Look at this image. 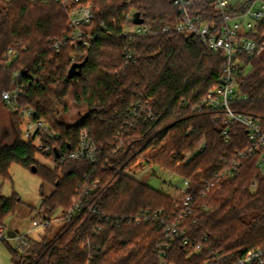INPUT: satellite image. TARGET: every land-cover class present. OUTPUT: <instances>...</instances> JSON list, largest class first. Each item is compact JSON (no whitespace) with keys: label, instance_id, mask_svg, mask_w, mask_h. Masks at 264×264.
<instances>
[{"label":"trees","instance_id":"16d2710c","mask_svg":"<svg viewBox=\"0 0 264 264\" xmlns=\"http://www.w3.org/2000/svg\"><path fill=\"white\" fill-rule=\"evenodd\" d=\"M80 2L93 4L95 17L84 28L96 38L89 45L75 48L67 43L55 51L52 41L71 29L61 5L0 0V104H4L2 92L14 85V71L21 72L20 84L33 78L22 102L36 108L61 135L58 141L66 153L76 148L81 131L89 128L102 152L100 162L62 160L54 152L50 157L56 161L55 168L39 163L37 147L22 138V121L11 111L15 137L11 144L0 147V176L10 178L13 163L31 170L35 167L54 187L49 195L43 193L41 209L49 217L57 209L63 215L85 188L99 181L91 197L97 196L95 204L101 211L137 216L151 209L174 219L179 204L173 196L125 172L144 162L155 164L201 187H206L203 180L211 183L205 194L197 193L192 212L184 220L192 238L204 247L191 253L183 241H173L165 258L168 264H232L243 252L264 247L261 151L238 156L251 143L247 129L237 121L225 124L218 110H193L219 85L221 52L181 33L133 38L122 34L124 14L132 9L140 11L155 29L174 23L180 11L173 0ZM197 2L193 13L203 18L218 15L205 0ZM247 35L260 40L263 47L264 22L258 24L257 34L250 31ZM10 47L17 49L18 57L6 66ZM126 49L134 52L129 62ZM74 63H82V74L69 77ZM250 63L239 82L240 92L248 98L234 107L256 115L264 130V53L253 56ZM147 97L155 101V118L142 115L128 129L129 110ZM73 103L85 105L89 111L76 124L66 125L57 115L60 108L68 110ZM117 135L124 137L125 146L114 155ZM203 138L207 140L203 151L186 162L180 159ZM234 159L239 161L237 172L214 181L215 174ZM255 178L258 184L252 187ZM19 201L17 194L6 197L0 193V224ZM54 230V224L44 229L40 238L31 240L27 252L10 247L13 264H161L157 246L164 229L154 220L138 225L104 223L98 230L96 215L85 212Z\"/></svg>","mask_w":264,"mask_h":264},{"label":"built area","instance_id":"2783aa9c","mask_svg":"<svg viewBox=\"0 0 264 264\" xmlns=\"http://www.w3.org/2000/svg\"><path fill=\"white\" fill-rule=\"evenodd\" d=\"M40 3H58L67 12L70 31L64 33L61 37L52 41L51 48L60 51L67 43L73 47L78 45H89L96 38V34L86 30L84 27L91 24L95 14L92 3H82L80 0H33ZM131 0H129L130 2ZM218 10V15H208L207 18L193 13L197 9V0H173V3L180 11L179 18L172 24H167L160 29L146 22L136 23L134 13L137 10L124 14V25L122 34L133 38L136 36H146L155 33H181L191 37L194 40L203 41L210 49L220 51L223 57L222 74L219 78V85L211 90L198 104L193 108L195 112H204L212 108L218 110L220 118L225 124H231L234 121L241 123L249 134L251 143L244 151L238 152V156H243L245 151L252 154L259 150L258 161L259 171L264 174V130L261 127L260 120L256 115L237 110L234 105L241 100L248 98L247 95L240 92V77L246 73L250 67V60L256 54H259L263 47L260 40L247 35L248 32L258 33V24L264 22V0H205ZM133 50L126 49L125 55L127 62L133 57ZM18 57L17 49L10 47L5 54V65L13 63ZM14 85L11 89L2 92V100L9 109L16 113L22 122H25L24 137L25 141H31L37 147V155L56 164L50 155L57 153L60 158L74 160H88L93 164H98L101 159V149L97 144L95 136L89 128H85L80 133V141L76 148L65 152L59 143L60 134L40 115L39 111L28 103H23L26 85H33V78L28 79L26 84H20V71H14ZM154 99L142 98L128 112L126 126L133 127L137 125L142 115H147L149 119L155 118L153 112ZM219 115L214 117L217 120ZM117 145L113 150L115 155L125 146V140L122 135H117ZM227 140V137H226ZM148 142V141H147ZM207 146V140L201 139L194 149L185 151L180 155L184 162L190 160L196 153L203 151ZM40 160V159H39ZM41 161V160H40ZM156 166L155 164H151ZM239 161L233 160L219 170L214 177V181L230 177L238 170ZM106 165L103 166L105 168ZM153 169V168H152ZM151 169V170H152ZM171 174H174L170 171ZM213 182V181H212ZM206 187H201L196 182L185 179L182 188L176 187L175 199L178 202V215L171 219L163 214V211H152L151 209L142 211L135 215H109L99 209L95 204V199L91 197L96 190L99 181L92 186L85 188L75 200L74 204L67 212L58 218L49 216L41 217L37 223L32 224L30 231L38 228L46 229L55 221L63 223L72 221L75 217L85 212H91L97 217V229L100 230L104 223H114L117 226L123 222L134 223L136 225L147 220H154L164 229V237L158 242L157 252L159 253L161 264H168L166 261L167 251L170 249L173 241L181 240L189 252H198L204 246L201 242L192 238L187 228L184 226L185 217L192 212V204L198 192L205 194L210 188L211 183L206 180ZM258 184L255 178L252 181V187ZM30 234L25 236L16 235L21 246L28 245ZM7 235L4 228H0V239L5 240ZM216 256L219 253H215ZM232 264H264V247L255 248L243 252L240 257Z\"/></svg>","mask_w":264,"mask_h":264},{"label":"rangeland","instance_id":"374dc122","mask_svg":"<svg viewBox=\"0 0 264 264\" xmlns=\"http://www.w3.org/2000/svg\"><path fill=\"white\" fill-rule=\"evenodd\" d=\"M2 5H4V3ZM262 52L264 53V43ZM249 69L250 67L246 69V72ZM88 111L89 109L85 105L73 103L69 106L68 110L63 111V109L60 108L57 118L66 125H74L79 122ZM20 130L22 138L25 139L23 134L25 122L21 123ZM14 134V118L11 110L5 104H0V147L11 144L15 137ZM40 160L39 163L55 168V163L46 160L44 157H40ZM125 172L156 189L170 194L174 198L177 195L176 187L182 188L185 183V179L179 175L175 173L171 174L169 170L145 162L139 168L131 169L128 167ZM10 176L11 177L7 179L0 176V193L6 197H12L17 194L20 201L17 203L15 211L6 215L3 219V223L0 224V228H4V233L7 235L5 240L0 239V264H13L10 247L20 253L27 252L31 240L33 238H40L41 234L44 233V228L30 231V227L32 224L37 223L41 217L46 215L45 209H41L43 193L49 195L54 189L53 185L45 181L40 173H36L29 167L20 163L12 164L10 167ZM60 216H62V210L57 209L52 213L51 217L58 218ZM62 224L63 222L61 221H55V230L53 233L59 230ZM9 230L15 231L18 236H25L29 233L30 236L27 237V247L25 246L23 248L17 238L9 237Z\"/></svg>","mask_w":264,"mask_h":264},{"label":"water","instance_id":"95a60500","mask_svg":"<svg viewBox=\"0 0 264 264\" xmlns=\"http://www.w3.org/2000/svg\"><path fill=\"white\" fill-rule=\"evenodd\" d=\"M134 20L136 23H143L144 22V18L141 16V12L140 11H136L134 13ZM82 63H74L71 68L69 69V73H68V76L69 77H73L74 75L76 74H79L81 75L82 74ZM36 168L33 167L32 171L36 172ZM8 236L13 238L16 236V232L15 231H12V230H9L8 231Z\"/></svg>","mask_w":264,"mask_h":264},{"label":"crops","instance_id":"0c3cea01","mask_svg":"<svg viewBox=\"0 0 264 264\" xmlns=\"http://www.w3.org/2000/svg\"><path fill=\"white\" fill-rule=\"evenodd\" d=\"M37 159L39 160V159H40V157H38V156H37ZM44 163H45V162H44Z\"/></svg>","mask_w":264,"mask_h":264}]
</instances>
